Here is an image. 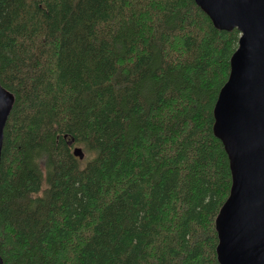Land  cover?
Returning <instances> with one entry per match:
<instances>
[{
	"label": "trees",
	"instance_id": "1",
	"mask_svg": "<svg viewBox=\"0 0 264 264\" xmlns=\"http://www.w3.org/2000/svg\"><path fill=\"white\" fill-rule=\"evenodd\" d=\"M238 36L195 0H0L3 264H219Z\"/></svg>",
	"mask_w": 264,
	"mask_h": 264
},
{
	"label": "water",
	"instance_id": "2",
	"mask_svg": "<svg viewBox=\"0 0 264 264\" xmlns=\"http://www.w3.org/2000/svg\"><path fill=\"white\" fill-rule=\"evenodd\" d=\"M195 2L216 28L239 32L212 108V130L231 174L228 195L215 216L216 258L219 264H264V0ZM13 102V93L0 83V153ZM72 153L82 158L84 152L74 145Z\"/></svg>",
	"mask_w": 264,
	"mask_h": 264
},
{
	"label": "rangeland",
	"instance_id": "3",
	"mask_svg": "<svg viewBox=\"0 0 264 264\" xmlns=\"http://www.w3.org/2000/svg\"><path fill=\"white\" fill-rule=\"evenodd\" d=\"M84 152V151H83ZM85 153H83V157L81 159H84Z\"/></svg>",
	"mask_w": 264,
	"mask_h": 264
}]
</instances>
